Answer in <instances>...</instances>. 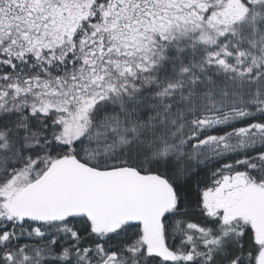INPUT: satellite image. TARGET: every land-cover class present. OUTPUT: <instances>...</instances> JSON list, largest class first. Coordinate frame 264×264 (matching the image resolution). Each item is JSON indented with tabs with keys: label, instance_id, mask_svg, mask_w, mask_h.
I'll use <instances>...</instances> for the list:
<instances>
[{
	"label": "snow or ice",
	"instance_id": "6c2138e0",
	"mask_svg": "<svg viewBox=\"0 0 264 264\" xmlns=\"http://www.w3.org/2000/svg\"><path fill=\"white\" fill-rule=\"evenodd\" d=\"M0 264H264V0H0Z\"/></svg>",
	"mask_w": 264,
	"mask_h": 264
}]
</instances>
